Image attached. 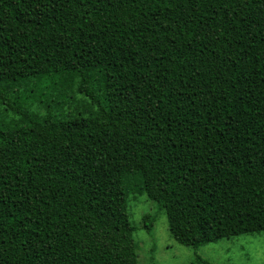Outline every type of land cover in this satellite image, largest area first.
<instances>
[{"label": "trees", "instance_id": "16d2710c", "mask_svg": "<svg viewBox=\"0 0 264 264\" xmlns=\"http://www.w3.org/2000/svg\"><path fill=\"white\" fill-rule=\"evenodd\" d=\"M0 104V264L264 232V0H0Z\"/></svg>", "mask_w": 264, "mask_h": 264}, {"label": "rangeland", "instance_id": "374dc122", "mask_svg": "<svg viewBox=\"0 0 264 264\" xmlns=\"http://www.w3.org/2000/svg\"><path fill=\"white\" fill-rule=\"evenodd\" d=\"M14 119L16 116L3 110L0 104V121ZM146 213L157 214L150 230L142 226V215ZM128 214L130 222L136 226L133 238L137 244L138 264H192L196 256L211 264H264V232L241 234L191 247L173 239L166 214L145 195L131 197Z\"/></svg>", "mask_w": 264, "mask_h": 264}]
</instances>
